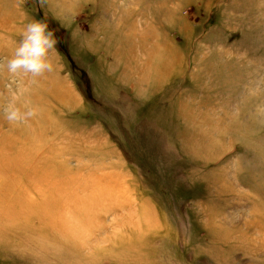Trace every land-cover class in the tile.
I'll return each instance as SVG.
<instances>
[{
	"label": "rangeland",
	"instance_id": "374dc122",
	"mask_svg": "<svg viewBox=\"0 0 264 264\" xmlns=\"http://www.w3.org/2000/svg\"><path fill=\"white\" fill-rule=\"evenodd\" d=\"M31 19L53 70L0 119V264H264V0H0V62Z\"/></svg>",
	"mask_w": 264,
	"mask_h": 264
},
{
	"label": "clouds",
	"instance_id": "9594fccd",
	"mask_svg": "<svg viewBox=\"0 0 264 264\" xmlns=\"http://www.w3.org/2000/svg\"><path fill=\"white\" fill-rule=\"evenodd\" d=\"M55 43L53 33L42 20L31 19L24 25L11 56L6 62H0V68H6L10 81V99L0 104V119L18 126L40 115L38 104L27 99L18 100L26 92L21 78L28 77L30 83H36L38 78L53 70L49 52Z\"/></svg>",
	"mask_w": 264,
	"mask_h": 264
}]
</instances>
